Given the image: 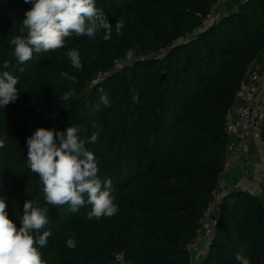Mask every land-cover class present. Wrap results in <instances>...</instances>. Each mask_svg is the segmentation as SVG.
<instances>
[{
	"label": "trees",
	"instance_id": "1",
	"mask_svg": "<svg viewBox=\"0 0 264 264\" xmlns=\"http://www.w3.org/2000/svg\"><path fill=\"white\" fill-rule=\"evenodd\" d=\"M216 1L96 0L112 23L110 40H103V31L95 40L73 34L64 48L34 51L20 64L10 40L21 34L32 5L0 0V72L19 78L17 101L0 108V198L17 228L25 200L48 207L52 235L39 249L47 264H115L116 252L128 264H190L186 245L202 227L224 164L226 113L264 49V0H242L237 10L202 27ZM118 20L124 23L120 35ZM72 48L81 54L82 71L65 55ZM133 48L129 64L125 53ZM100 89L110 106L100 102ZM69 92L75 95L64 99ZM70 125L79 126L83 139L99 133L86 147L101 179L112 181L119 211L111 218L89 220L88 204L76 213L46 204L43 185L27 166V137L40 127L63 131ZM73 233L74 250L65 243ZM242 245L251 264H264V206L235 189L219 205L201 264H238Z\"/></svg>",
	"mask_w": 264,
	"mask_h": 264
},
{
	"label": "clouds",
	"instance_id": "2",
	"mask_svg": "<svg viewBox=\"0 0 264 264\" xmlns=\"http://www.w3.org/2000/svg\"><path fill=\"white\" fill-rule=\"evenodd\" d=\"M24 3H30L32 7L24 12L21 34L10 40L14 46L13 56L20 64L31 60L34 51L39 53L64 48L65 39L73 34L95 40L103 31L104 41L112 38V23L97 7L96 0H24ZM123 27L122 20L116 21L117 35L122 34ZM135 51L133 48L125 53L129 64L134 62ZM65 55L73 68L83 70L81 54L77 49H69ZM3 67L7 69L9 63L5 61ZM61 76L76 82V77L67 72H62ZM18 83L19 78L9 71L0 72V108L17 101ZM99 91L100 102L110 106L107 93L103 89ZM73 95L74 92H69L63 98ZM79 132L78 125H70L63 131L37 128L26 139L27 166L38 175L46 204L53 207L66 205L72 213L88 204L91 206L87 213L89 220L111 218L119 211L112 195V181L101 179L98 161L86 147V144L97 141L99 133L94 132L83 139ZM4 147V140H0V148ZM6 207L5 201L0 198V264H47L39 249L47 245L52 235L50 229L46 230L49 224L48 207L36 206L34 201L25 200L19 228L9 218ZM65 243L68 249L74 250L77 247L75 234ZM245 252L242 245L235 255L238 264H251Z\"/></svg>",
	"mask_w": 264,
	"mask_h": 264
},
{
	"label": "built area",
	"instance_id": "3",
	"mask_svg": "<svg viewBox=\"0 0 264 264\" xmlns=\"http://www.w3.org/2000/svg\"><path fill=\"white\" fill-rule=\"evenodd\" d=\"M226 0H217L202 18V27H206L217 22L220 18L237 10L240 3L233 4L230 8H223ZM242 1V0H241ZM120 62L116 61L118 67ZM108 72L105 71L103 76ZM264 111V68L254 60L248 66L239 87L235 92L234 101L225 116V132L228 140L226 143V155L221 170L220 177L234 166L239 159L242 150L247 143L253 142L260 147H264L261 138V120ZM231 132L235 133L234 138H230ZM261 187L264 190V161L259 169ZM238 189L237 186L228 187L218 191H212V197L207 208L203 212L202 227L196 237L187 243L186 248L190 255V264H201L202 259H197L195 253L198 251L199 244L205 240L208 248L209 241L214 236V227L219 212V205L222 200L229 195L232 190ZM115 264H128L123 252L114 254Z\"/></svg>",
	"mask_w": 264,
	"mask_h": 264
},
{
	"label": "crops",
	"instance_id": "4",
	"mask_svg": "<svg viewBox=\"0 0 264 264\" xmlns=\"http://www.w3.org/2000/svg\"><path fill=\"white\" fill-rule=\"evenodd\" d=\"M241 0H226L222 7L230 8ZM254 61L264 68V49L256 56ZM235 133L231 132L229 137L234 138ZM264 161L263 148L253 142L246 144L236 164L226 171L217 184L218 191L228 187L237 186L238 189L246 190L254 194L264 206V190L261 187L259 169ZM207 242L203 240L195 253L197 259H203Z\"/></svg>",
	"mask_w": 264,
	"mask_h": 264
}]
</instances>
